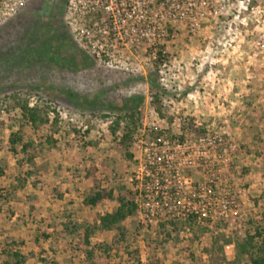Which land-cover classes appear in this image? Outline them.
<instances>
[{
    "label": "rangeland",
    "instance_id": "1",
    "mask_svg": "<svg viewBox=\"0 0 264 264\" xmlns=\"http://www.w3.org/2000/svg\"><path fill=\"white\" fill-rule=\"evenodd\" d=\"M66 3L31 0L0 27V196L5 198L0 200V250L28 254L25 264H90L83 231L68 236L62 221L71 214L84 228L117 208L112 201L85 205L98 184L116 194H138L141 213L125 222L127 243L118 242L115 230L91 237L94 264H211L204 248L214 243L234 254V242L264 231V54L256 42L258 31L242 21L243 15L230 13L196 35L184 27L172 31V38L157 46L163 55L159 66L141 49L109 69L69 30ZM132 99L139 101L134 112L125 105ZM17 100L46 106L59 116L54 127L24 128L32 163L27 155L9 152V136L18 129ZM132 113L130 160L109 127L121 120L123 128ZM206 132L219 135L223 145L215 158L211 153L205 159L206 169H183L182 174L194 184L212 181L219 206L230 200L234 205L226 217L205 218L191 227L178 220L176 228H161L173 219L171 211L185 212L187 201L181 193L161 202L158 177L142 175L151 162L162 161V151L147 150L148 144L163 136L183 139L191 148ZM180 153H167L174 166L183 164ZM158 166L168 192H187L171 176L172 169ZM164 231L172 236L168 242H162ZM6 260L8 254H2L0 264Z\"/></svg>",
    "mask_w": 264,
    "mask_h": 264
},
{
    "label": "built area",
    "instance_id": "2",
    "mask_svg": "<svg viewBox=\"0 0 264 264\" xmlns=\"http://www.w3.org/2000/svg\"><path fill=\"white\" fill-rule=\"evenodd\" d=\"M30 1L0 0V27L18 15ZM230 13L243 15L242 21H247L258 31L256 42L261 54H264V0H67L65 21L86 52L101 60L106 68L114 69L141 49L148 52L149 59L155 60L157 46L172 38L170 32L184 27L190 35H196L203 25L209 22L216 24ZM222 141L219 135L206 132L192 143L191 148L187 142L163 136L148 144L147 150L156 149L163 153L160 158L162 161L158 164L151 162L149 169L142 172L145 178L158 177V184L161 183V190L157 192L160 201L174 199L181 193L186 195L187 205L183 207L185 212L181 214L171 211L169 215L173 219L184 220L188 214L196 215L198 220L218 219L226 217L228 210L233 207L232 200L222 201V206H219L217 199L212 196L216 187L210 185L212 181H209V176L206 175V181H209L207 186L194 184L191 177L182 174L183 169H206L207 166H203L205 159L211 153L215 158L218 147L223 145ZM177 150L181 151V168L174 166L172 158L167 156ZM158 165L167 167L168 171L172 169L171 176L187 192L182 191V188H171L168 192L169 182L164 178L165 174H159ZM144 177L137 176L136 179ZM136 198L137 213H141ZM145 217L150 221L149 214Z\"/></svg>",
    "mask_w": 264,
    "mask_h": 264
},
{
    "label": "trees",
    "instance_id": "3",
    "mask_svg": "<svg viewBox=\"0 0 264 264\" xmlns=\"http://www.w3.org/2000/svg\"><path fill=\"white\" fill-rule=\"evenodd\" d=\"M172 33V32H170ZM163 62V55L161 52L156 54V65H161ZM138 99H132L126 102L128 110L134 112L139 103ZM131 105V106H130ZM126 108V109H127ZM13 110L19 111V118L16 120V125L18 127L17 131L12 132L8 139L9 152L13 155L23 154L27 155L28 163H32L34 160V154H29L32 148L31 142L25 140L24 128L30 127L33 131L38 132L40 129L57 125L59 116L55 110H50L46 106L31 105L28 100H17L13 106ZM158 116L160 115V110H156ZM121 120H116L110 124L109 131L114 142H116L119 148H122L124 155L128 159H133L132 154V133L136 123L133 120V113L129 116L128 121H126L123 128H121ZM195 120H190V124L193 125ZM122 129V130H121ZM121 130V135L118 133ZM183 142V139H180ZM47 143L53 144L51 138L47 139ZM0 176H3V170L0 167ZM136 196V195H135ZM135 196L132 192H126L125 194L115 193L114 190H105L100 188L98 184H95V192L88 195L84 199V203L88 207H97L104 203L105 201H113L117 203V208L107 214L101 216L97 221H95L91 226L82 228L77 224L71 214H67L63 221V233L68 236H73L80 230L83 231V245L85 247L83 253L86 260L90 264L93 263L95 247H91L90 239L98 231H112L115 230L118 234V242L127 243L129 233L125 226L127 219L132 218L138 211V205L135 202ZM3 200L0 196V200ZM178 219H172L166 224H161L160 227L164 228V225H170L172 228L177 227ZM198 217L194 214H188L184 219V224L188 227L193 226L198 223ZM162 234V242H168L171 239V234L164 231ZM48 239V236H44V241ZM40 252L44 254L45 251L41 246ZM234 254L228 255L225 251L224 246H217V243L211 244L210 246H205L204 253L210 258L211 264H264V231L256 230L254 235H246L244 239L236 241L233 243ZM108 250V248H105ZM2 254H8V259L5 264H25L28 258V254L20 250H14L7 252L5 250H0V257ZM135 256H138V252H135ZM40 256V262H45ZM137 264H141L137 260ZM147 264H161L158 260L149 261Z\"/></svg>",
    "mask_w": 264,
    "mask_h": 264
},
{
    "label": "crops",
    "instance_id": "4",
    "mask_svg": "<svg viewBox=\"0 0 264 264\" xmlns=\"http://www.w3.org/2000/svg\"><path fill=\"white\" fill-rule=\"evenodd\" d=\"M105 202H106V201H105ZM112 202H113V201H112ZM115 203H116V202H115ZM99 206H100V205H99ZM97 207H98V206H97ZM93 208H96V207H93ZM115 209H116V208H115ZM115 209H114V210H115ZM114 210H113V211H114ZM111 212H112V211H111ZM108 213H110V212H108ZM102 216H103V215H102Z\"/></svg>",
    "mask_w": 264,
    "mask_h": 264
}]
</instances>
